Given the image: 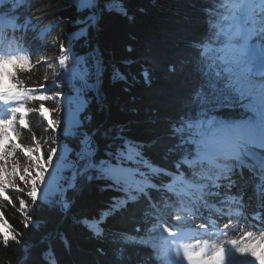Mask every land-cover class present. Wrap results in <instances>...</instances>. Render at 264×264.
<instances>
[{
	"label": "trees",
	"instance_id": "1",
	"mask_svg": "<svg viewBox=\"0 0 264 264\" xmlns=\"http://www.w3.org/2000/svg\"><path fill=\"white\" fill-rule=\"evenodd\" d=\"M14 2L3 0L0 15L28 22L16 44L32 64L16 74L30 96L27 126L17 117L12 139L36 154L17 149L9 165L31 169L43 179L37 201L19 181L23 191L10 189L7 201L0 197V233L16 237L6 246L0 242V264H180L171 248L173 230L165 231L149 202L161 205V198H168L166 185L179 181L164 170H178L180 158L195 151L177 127L204 113L218 120L249 116L208 69L211 53H201L205 42L215 44L226 0H98L111 11L101 12L88 34L79 37L74 34L85 26L80 19L88 15L78 11L79 0H24L18 9ZM64 48L70 49L69 59L61 64ZM45 84L46 90L39 91ZM32 96L51 98L42 104ZM81 96L87 101L82 123L69 131V114L61 121L60 105L69 109ZM49 109L55 124L46 118ZM122 139L131 141L126 148L139 156L136 162L123 161L121 167L135 171L115 185L111 171L98 168L113 164L104 152L115 153ZM89 140L94 169L85 157ZM62 144L72 150L77 180L71 170L54 168L59 157H52ZM90 170V183L74 195ZM65 200L72 201L68 209ZM101 211L106 220L97 235L83 220Z\"/></svg>",
	"mask_w": 264,
	"mask_h": 264
},
{
	"label": "snow or ice",
	"instance_id": "2",
	"mask_svg": "<svg viewBox=\"0 0 264 264\" xmlns=\"http://www.w3.org/2000/svg\"><path fill=\"white\" fill-rule=\"evenodd\" d=\"M80 2V8L78 11L87 12L88 15L84 16L82 19H80V23H83L85 26L83 28H80L76 35L79 37L81 34L87 35L88 30L95 26L96 22H98L100 18V13L103 11H111V8L108 6V4H104L101 7V4L98 2V0H79ZM0 3H3V0H0ZM24 3V0H15L14 2V8L18 9L22 4ZM23 23H26V21H23ZM70 51V49H63V55L60 59V63L64 64L68 59L69 56L67 53ZM32 61L29 59L28 56H22V55H7L6 57H0V78L7 77L10 81H13L8 86H5L3 84H0V101H3L4 104H16V102H19L21 100H24L26 96H28V91L21 87L22 82L18 81L16 78V74L19 73L22 70H28V68L31 66ZM11 66V67H9ZM117 75L120 76L119 72H117ZM144 78L147 80L149 77V74L147 71L143 73ZM121 79H123V76H120ZM63 83V82H62ZM46 84L43 88H39V91L43 92L46 90ZM241 89H243V86H241ZM248 95H251L250 92L247 93ZM51 97H40V96H32L31 99L34 101H40L42 104H45L44 102L48 101ZM243 98V95H242ZM71 104L75 105L76 108H78L77 100H73L70 102ZM28 111L27 108H25L24 105H21L20 107L12 106L8 109V116L4 117L3 115H0V197H2L4 200H9L10 198L5 195L7 192H9L10 189H15L16 191H23L24 189L19 186V183L17 181L22 182L24 185H27L28 191L27 195L33 200L37 201L39 199L40 193H39V183L42 182V177L37 178L32 173L31 169H21L19 165L15 163H11L9 165V158L13 156V154H16L17 149H20L24 151L26 155H35L36 150L35 149H27L23 148L22 143L20 142H14L12 139V135H10V132L15 134L16 133V120H17V114H20V117L25 115ZM51 110L49 109L46 113V118L48 120H52V123L55 124L56 121L52 119ZM71 116L75 115V110L70 113ZM24 119L19 118V124H24ZM73 127V120L71 119L68 123V130L71 131ZM132 142L129 140H123L121 145L116 149L115 153L107 150L104 152L105 159L113 161V164L115 166L113 167V164H100L98 169H109L112 173V180L115 185L120 184V180L123 176L128 174V170L121 167V164L124 160L128 161H137V158L139 156L138 151H134L133 149L126 148L127 145H130ZM136 148V147H134ZM85 157H87L88 163L87 167L94 169L97 167V163L91 159L93 155V147H92V141L89 140L87 144L85 145ZM137 149V148H136ZM58 151V149H57ZM84 158V157H82ZM38 163V161H37ZM19 169V172H18ZM141 176H144L143 173H140ZM91 179V177H89ZM7 185V186H6ZM131 199L134 201L136 200V196H131ZM123 204V202H120ZM27 207V205H25ZM110 213L113 209L110 206L109 209H107ZM178 220L179 217H176ZM106 220V215L104 211H101L100 214L89 220L84 219L83 223L88 228L94 230L97 235L100 234L102 231V225L104 224ZM165 231H171L170 229H165ZM5 235H7V239H5ZM0 236H2V239H0V242H2L5 246L7 245L8 240H15L16 237L9 231H5L0 233ZM254 236V239L249 241V237ZM252 241H255L254 243ZM264 242V233H261L258 236H255L254 233H246L244 236L240 239L239 247H236L237 240L233 239L230 241L233 248H235V251L240 256L245 255H251L252 257H255L257 260L261 261V264H264V252L261 250H256V245L261 244ZM211 261L214 262V264H231L230 257H229V251L228 249L223 245L216 246V249L213 252Z\"/></svg>",
	"mask_w": 264,
	"mask_h": 264
},
{
	"label": "rangeland",
	"instance_id": "3",
	"mask_svg": "<svg viewBox=\"0 0 264 264\" xmlns=\"http://www.w3.org/2000/svg\"><path fill=\"white\" fill-rule=\"evenodd\" d=\"M257 6L259 4V0H257ZM251 4V3H250ZM250 4L248 6H250ZM264 5V3H263ZM247 6V7H248ZM254 6L253 8L249 9V15L253 16L251 13L256 14V20L254 19V22L252 24V27L254 28L255 36L253 37H242L239 35L238 29H228V35L224 39V44L222 46V52L218 56V58L212 59L210 63V69L213 70V72L220 77H222L221 84L226 87V90L230 91L233 95H236L238 99L241 101H244L247 104L248 109L252 113L253 121H254V127L256 129L262 128L264 124V102L260 98L264 97V83L262 80H264V77L262 76H256L253 74V67L254 65L251 64L244 56V53L237 47L230 48L228 45L232 43H241L243 45H247L248 47L253 45L254 47H258L259 41L256 36V33L259 35L264 32V10H262L260 7ZM256 7V8H255ZM240 11L236 13V15L239 14ZM259 37V36H258ZM246 41H248L246 43ZM211 46L208 44L204 46L205 51H210ZM19 53L15 55H21L20 51ZM7 55L0 53V57H6ZM251 58H253L252 55H250ZM3 78V77H2ZM0 78L1 82L0 84H3V80ZM246 80V83L248 85L247 89H241L242 81ZM263 83V84H262ZM262 84L261 93H257L255 95H248L247 93L251 91V89H259V85ZM243 95V98H242ZM261 103L258 105V103ZM78 108H76L75 105L71 107L69 110V121L73 120V127L79 126L81 124V113L84 110V107L86 105V100L82 98L77 102ZM75 110V115L71 116L70 113H72ZM66 114V111L61 112V121H63L64 116ZM213 119L208 116H203L199 122L196 123H187L185 126H182L179 128V130L185 134L186 138L197 140L196 146L198 153L197 155H201L202 153L205 154L210 149L209 147H212V142L214 137L218 135V133H222L221 126H215L213 123ZM68 127V125H67ZM221 129V132H220ZM58 149V151H57ZM59 157V162L56 164V169H63V170H69L73 166V160L71 157V148L66 145H58L55 153L52 158ZM52 158L48 160V163L51 162ZM209 158V157H207ZM204 160H208V159ZM216 158V157H214ZM217 158L221 159L222 156H217ZM182 162L189 165L196 164L194 158L192 157H184L182 159ZM212 172V170H211ZM209 175H212L209 172ZM90 173H86L81 185H83L87 179L89 178ZM182 177V176H181ZM214 181L212 178L205 181ZM237 184V183H236ZM207 185V184H206ZM81 186L76 187V191L78 192L80 190ZM217 190V187L215 188ZM210 193L213 192L214 189H209ZM205 198L207 201L203 200V203L207 204L208 201V195L205 194ZM213 202H210V205H212ZM209 206V205H207ZM199 214L194 213L191 214V212H174L172 210H165L164 212V223L165 225H174V224H181L182 228H184L188 233H192L193 240L187 241V250L186 256L182 259V263L185 262H194L195 264H214V262L211 261L212 255L214 250L216 249V246L222 245L219 242L213 240L212 238L207 239V245H204L205 241L203 237H199V233L201 231V228L199 225L195 224L196 220L198 218L207 217V214H211L210 212H207L204 210V208L199 207ZM202 215V216H201ZM176 217H179L177 220ZM195 234V235H194ZM230 259L232 256L229 254Z\"/></svg>",
	"mask_w": 264,
	"mask_h": 264
},
{
	"label": "bare ground",
	"instance_id": "4",
	"mask_svg": "<svg viewBox=\"0 0 264 264\" xmlns=\"http://www.w3.org/2000/svg\"><path fill=\"white\" fill-rule=\"evenodd\" d=\"M261 8L264 10V5ZM256 36L259 41V47L255 50V53L260 55L259 62L264 63V32L259 35L256 34ZM252 72L256 76L264 77V73H257L254 70ZM262 82L264 83V80H262ZM262 84L259 85L258 90L251 89V95L256 96L258 92L261 93ZM242 86L244 89L248 88L246 80L242 81ZM260 100L262 101L261 103H263L264 97L260 98ZM261 103L259 102L258 105ZM225 127H233L231 129L225 130L229 138L227 139L226 136H222V138L213 140L212 149H209L207 154L209 156H214L216 155V152H220V155L235 157L237 159V162L235 161L233 165L229 166L230 179H223L222 182H214L213 184L210 183V185L214 189L210 197L212 200H214V205L221 207L218 212L226 211L228 208H231L226 207V205L232 204V207H234V210H236L237 213L231 211V213L235 214L232 215V219L231 216L227 218L225 217L223 218L221 223L220 220L222 218L203 217L201 219L198 218L195 224L201 227H205L203 229L204 234H201L202 236H204L203 239L206 240L204 245H207L208 238H212L213 240L216 239L217 242L228 249L229 253H232V258L230 259L231 264H261V261L257 260L255 257H252L250 254L240 256L235 251V248L232 247L230 241L233 239L237 240L236 247H239V241L244 236V234L254 233L255 236H258L261 233H264V208H262V202H264V171L260 173V170L264 169V163L258 162L257 164L250 166L252 165V159L250 157L254 156L255 153L252 154L249 152L250 148L252 147L257 149H264V127H262V140H259L256 137L245 133L243 125H225ZM241 141L243 143H246V145L241 144ZM234 150H237L239 152V155H232L234 153ZM226 151L227 154H225ZM257 158L260 161L264 160V157L262 156H257ZM253 167L258 168V171L251 172L250 170ZM240 179H244L247 183L241 182L239 184H236V182ZM247 185L256 189V192H254L256 194L255 198L254 193H252V190ZM216 187L217 190H215ZM233 193H236L235 197L232 195ZM247 193L249 195L251 194V198H254V204L250 206L253 209L252 216L248 218V220L243 215L242 210H238V207H236V204H246L242 196H245ZM71 203L72 201L65 200L62 204L66 207V209H68ZM208 210L211 211V213L216 212L215 208L212 206H209V209H207V211ZM242 218L243 220H241ZM248 239L249 241H251L252 239H254V236L249 237ZM252 242L254 243L255 241ZM255 247L256 250H261L262 252H264V242H262L261 244H257Z\"/></svg>",
	"mask_w": 264,
	"mask_h": 264
}]
</instances>
